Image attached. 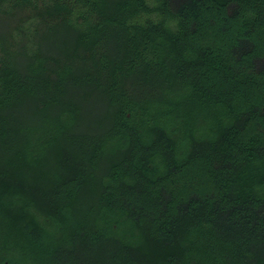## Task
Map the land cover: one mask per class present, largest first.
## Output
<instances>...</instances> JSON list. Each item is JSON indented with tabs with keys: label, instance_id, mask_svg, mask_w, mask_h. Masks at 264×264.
Segmentation results:
<instances>
[{
	"label": "trees",
	"instance_id": "obj_1",
	"mask_svg": "<svg viewBox=\"0 0 264 264\" xmlns=\"http://www.w3.org/2000/svg\"><path fill=\"white\" fill-rule=\"evenodd\" d=\"M0 264H264V0H0Z\"/></svg>",
	"mask_w": 264,
	"mask_h": 264
},
{
	"label": "rangeland",
	"instance_id": "obj_2",
	"mask_svg": "<svg viewBox=\"0 0 264 264\" xmlns=\"http://www.w3.org/2000/svg\"><path fill=\"white\" fill-rule=\"evenodd\" d=\"M14 23V22H13Z\"/></svg>",
	"mask_w": 264,
	"mask_h": 264
}]
</instances>
